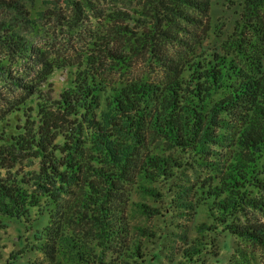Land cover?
<instances>
[{
  "label": "trees",
  "instance_id": "16d2710c",
  "mask_svg": "<svg viewBox=\"0 0 264 264\" xmlns=\"http://www.w3.org/2000/svg\"><path fill=\"white\" fill-rule=\"evenodd\" d=\"M65 1L124 16L109 6L125 0ZM137 1L149 28L131 44L159 62L216 9L231 28L204 26L163 83L112 85L99 59L43 57L41 0H0V230L31 233L6 264H151L177 243L169 264H208L219 235L264 250V0ZM233 250L224 264H252Z\"/></svg>",
  "mask_w": 264,
  "mask_h": 264
},
{
  "label": "rangeland",
  "instance_id": "374dc122",
  "mask_svg": "<svg viewBox=\"0 0 264 264\" xmlns=\"http://www.w3.org/2000/svg\"><path fill=\"white\" fill-rule=\"evenodd\" d=\"M40 5L44 10L40 12L41 33L37 43L42 50L43 57L49 64L55 68H67L70 63L84 61L87 55L94 60L99 59L98 73L102 80L112 85L140 79L149 83H163L170 73L166 66L173 65L170 63L171 61L184 57L188 53L195 40L202 37L204 26L212 27L216 24L215 32L217 35L226 33L227 29L231 28V19L216 9L209 14L208 18H205V21L204 18H201V24L196 27L188 26L187 32L176 34L181 42L178 43L176 40L165 41L163 48L159 51L166 60L161 57L162 61L159 62L155 59L154 54L151 55L148 50L139 49L132 45L130 38L134 35L127 32L130 30L133 33L147 32L149 28L148 23H143L144 17L137 13L146 9L142 1H118L113 7L109 6L110 9L119 11L124 15L115 21L106 17L107 12L110 11L108 6H102L99 11L84 13L81 18H76L73 16L70 7H67L65 0H41ZM261 17L264 22V13L261 14ZM131 18H138L139 21H134ZM145 20L152 23L148 18ZM70 23L74 24L72 29L67 28ZM114 31H117L118 34L115 35ZM108 51H122L123 55H126L124 57L125 62L121 64L120 61L113 60L103 53H108ZM63 78L64 75L59 74L56 81L62 82ZM198 219L196 216L195 220ZM4 225L6 229L0 230V264H6L9 254L21 250L23 242L26 243L25 239L31 236V233L24 234L23 229L12 221H5ZM217 238L218 246L212 252L218 251L220 257L207 259L208 264H224L227 259L226 256L234 253L235 244L240 245L247 253L252 264H264L263 249L247 246L224 235H219ZM231 242L234 243L233 246H231ZM174 247L176 250L181 248V245L177 243ZM174 250H171L170 253H173ZM164 253L167 256L161 255L158 258H151V264H169L170 253L168 250ZM38 259H42L40 254H27L13 264H29V260L33 262Z\"/></svg>",
  "mask_w": 264,
  "mask_h": 264
}]
</instances>
